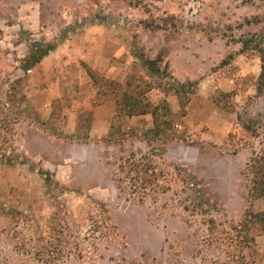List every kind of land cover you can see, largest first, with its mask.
I'll use <instances>...</instances> for the list:
<instances>
[{
	"label": "rangeland",
	"instance_id": "rangeland-1",
	"mask_svg": "<svg viewBox=\"0 0 264 264\" xmlns=\"http://www.w3.org/2000/svg\"><path fill=\"white\" fill-rule=\"evenodd\" d=\"M96 46H105L110 59L94 55L99 66L90 67L80 56L90 59ZM43 53L24 69L28 58ZM146 60L160 72L147 68ZM72 62L82 64L91 83L84 85V94L76 91L62 100L49 131L62 140L49 144L30 131L40 127L39 120L22 112V99L39 113L45 105L50 108L48 76ZM263 65L264 0H0V135L15 137L17 148L16 155L0 158V203L40 224L65 210L81 229L101 204L121 238L101 249L93 264L118 259L202 264L201 258L215 264L218 255L209 248L195 254L189 226L181 213L161 208L162 197L156 203L127 198L112 179L120 150L127 154L143 147L139 134L151 127V115L128 121L118 112L113 125L124 123L127 132L121 141L117 134L89 135L87 110L77 131L61 113L80 98L85 105L88 98L93 105L118 101L123 112L133 103L127 96L152 106L166 101L171 116L161 120L170 118L175 126L167 132L170 141L161 161L183 167L218 206L219 219L234 224L249 211L264 212V195L248 194L252 173L246 169L251 157L264 156ZM12 89L21 98L16 112L6 99ZM5 118L17 120L11 125L15 131L3 127ZM39 170L49 172L50 184ZM7 222L0 217V226ZM251 235L254 251L244 253L264 264V223ZM57 264L91 263L68 259Z\"/></svg>",
	"mask_w": 264,
	"mask_h": 264
},
{
	"label": "trees",
	"instance_id": "trees-1",
	"mask_svg": "<svg viewBox=\"0 0 264 264\" xmlns=\"http://www.w3.org/2000/svg\"><path fill=\"white\" fill-rule=\"evenodd\" d=\"M44 55L45 53L28 58L24 69L32 68ZM144 65L147 68H154L151 60H146ZM154 69L155 73L160 72L158 68ZM127 97L133 100V103L123 112L124 108L117 101V115L119 112L129 118L149 114L152 117V126L140 134L138 131L135 132L136 135L143 136L142 140H139L143 144L142 148L127 154L119 149L122 154L116 155L111 174L119 194L128 196L127 198L135 197L139 202L149 198L156 203L159 197H162L165 202L161 208L181 213L189 226L191 236L195 239V254L206 247L211 254L218 255L215 264H255L248 256L250 252L253 253L255 245L251 231L255 225L264 223V212L249 211L245 213L243 219L234 224L226 225L225 221L220 220L218 206L201 193L200 186L193 176L181 166L161 161L165 147L170 141L167 132L172 131L175 126L170 118L161 120L162 117L171 116L167 102L152 106L149 102L141 104V101L135 100L133 96ZM6 99L16 112L15 104L21 102L19 95L15 91L10 92ZM22 102H25L22 112L31 115L33 121L31 103L25 98ZM5 120L3 127L7 126L8 131H15L12 126L17 120L9 121L6 118ZM125 128L124 123L117 127L111 125L107 136L110 138L117 134L122 141L127 136ZM121 141H117V145L121 146ZM159 149L160 153L157 154ZM16 150L15 137L5 138L0 135V158H5L9 153L16 155ZM246 169L249 174L252 173L248 194L252 197L263 196L264 156L251 157ZM39 174L43 175L47 184L51 183L49 172L39 170ZM98 207V215L89 216L88 225L81 229L77 223L67 219L64 209L62 216L54 213L47 222L40 224L15 206L0 203V217L8 218V222L0 226V264H22L23 260L31 259L42 264H57L68 259L93 264L100 257L101 249L114 246L121 238L116 226L111 222L107 209L101 204H98ZM247 250L249 252L245 254L244 251ZM200 260L204 264V260L202 258ZM111 264L138 263L118 259Z\"/></svg>",
	"mask_w": 264,
	"mask_h": 264
},
{
	"label": "crops",
	"instance_id": "crops-1",
	"mask_svg": "<svg viewBox=\"0 0 264 264\" xmlns=\"http://www.w3.org/2000/svg\"><path fill=\"white\" fill-rule=\"evenodd\" d=\"M103 44V43H102ZM104 45V44H103ZM95 49L91 50V57L87 59L86 57L81 55L80 58L84 59L83 61L88 64L90 67H97L99 66L97 63V56H100L101 60H109L108 50L105 46L94 47ZM79 66V67H78ZM61 70V71H60ZM59 74H53L48 76V83L49 84V92L52 94V102L50 103V108H47L48 105H45V109L40 110V113L37 112V109L32 104V114L33 120H39V126H35L32 131L37 136L41 137L48 141L49 144L56 142H60V137H57L51 134L50 128H52L55 123L53 120L57 117V114L60 112V105L63 102L64 98H67L71 93L75 94L76 91H79L82 95L86 92L82 91L84 85L86 83H91L90 77L85 72L82 64L80 62H72L68 67L60 65ZM109 71H113V67L108 68ZM88 88V87H87ZM85 102H81V98L79 102L77 100L73 101V105H70L66 108V114H62V119L64 122H68V119L71 120L73 124V131H77L81 124L83 123V111L87 110L89 113V127L86 131L89 132V135L92 134H99L103 135L109 133L111 130V125L114 124V121L117 119V102L114 100L106 99L105 101L101 102L100 104L93 105L90 103V98L87 99V105L84 104ZM64 110V109H62ZM72 110V111H71ZM69 113V114H68ZM143 116V115H139ZM139 116L133 117H126L128 121H133V119L139 118ZM39 118V119H38ZM152 126V123H151ZM82 127V126H81ZM43 128V129H42ZM45 129V130H44ZM108 135V134H107ZM65 140V139H64Z\"/></svg>",
	"mask_w": 264,
	"mask_h": 264
}]
</instances>
